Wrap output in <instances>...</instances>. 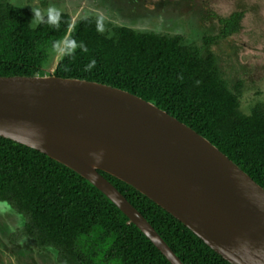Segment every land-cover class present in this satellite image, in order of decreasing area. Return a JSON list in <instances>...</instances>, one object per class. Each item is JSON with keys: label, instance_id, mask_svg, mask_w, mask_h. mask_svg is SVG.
Returning <instances> with one entry per match:
<instances>
[{"label": "trees", "instance_id": "obj_1", "mask_svg": "<svg viewBox=\"0 0 264 264\" xmlns=\"http://www.w3.org/2000/svg\"><path fill=\"white\" fill-rule=\"evenodd\" d=\"M243 14L220 19L203 45L179 34L72 20L54 10L36 19L28 6L0 0V76L43 73L49 49L65 39L54 74L135 94L209 140L264 189V103L239 109L242 83L221 77L211 44L237 32ZM110 28L111 30H109ZM100 173L144 216L183 264H230L134 187ZM0 202L26 216L25 236L54 248L60 264H170L101 191L44 153L0 136Z\"/></svg>", "mask_w": 264, "mask_h": 264}, {"label": "water", "instance_id": "obj_2", "mask_svg": "<svg viewBox=\"0 0 264 264\" xmlns=\"http://www.w3.org/2000/svg\"><path fill=\"white\" fill-rule=\"evenodd\" d=\"M58 61L47 73L0 76L1 137L91 182L170 264L183 262L100 170L134 187L230 264H264L259 184L152 102L96 81L56 76Z\"/></svg>", "mask_w": 264, "mask_h": 264}, {"label": "rangeland", "instance_id": "obj_3", "mask_svg": "<svg viewBox=\"0 0 264 264\" xmlns=\"http://www.w3.org/2000/svg\"><path fill=\"white\" fill-rule=\"evenodd\" d=\"M28 6L39 19L47 12L67 11L75 20L95 16L111 25L179 34L182 44L203 45L205 35H217L220 19L243 14L239 30L216 39L211 50L221 77L232 88L241 82L239 109L248 114L264 103V0H9ZM111 30L110 28H108ZM65 52V43L49 49L43 73ZM26 216L0 202V264H60L54 248H39L23 231Z\"/></svg>", "mask_w": 264, "mask_h": 264}]
</instances>
